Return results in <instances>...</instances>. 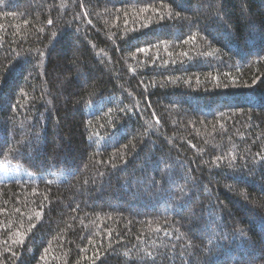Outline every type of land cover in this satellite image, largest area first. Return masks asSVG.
<instances>
[{
  "label": "trees",
  "instance_id": "trees-1",
  "mask_svg": "<svg viewBox=\"0 0 264 264\" xmlns=\"http://www.w3.org/2000/svg\"><path fill=\"white\" fill-rule=\"evenodd\" d=\"M0 264H264V0H0Z\"/></svg>",
  "mask_w": 264,
  "mask_h": 264
},
{
  "label": "rangeland",
  "instance_id": "rangeland-1",
  "mask_svg": "<svg viewBox=\"0 0 264 264\" xmlns=\"http://www.w3.org/2000/svg\"><path fill=\"white\" fill-rule=\"evenodd\" d=\"M222 151H224V150H222ZM225 152V151H224ZM229 152H232V150H230V151H228L227 149H226V153L228 154ZM247 177H249V175L247 176ZM251 177V176H250ZM212 217V216H211ZM242 258H244V256H241ZM227 258H230V257H226L225 258V260H227ZM210 263H212L213 262V260H211V261H209Z\"/></svg>",
  "mask_w": 264,
  "mask_h": 264
},
{
  "label": "snow or ice",
  "instance_id": "snow-or-ice-1",
  "mask_svg": "<svg viewBox=\"0 0 264 264\" xmlns=\"http://www.w3.org/2000/svg\"><path fill=\"white\" fill-rule=\"evenodd\" d=\"M48 23H49V24H51V23H52V21H51V20H49V21H48Z\"/></svg>",
  "mask_w": 264,
  "mask_h": 264
}]
</instances>
